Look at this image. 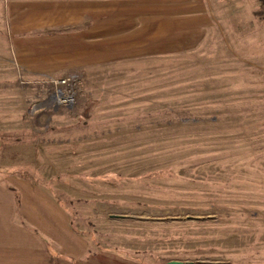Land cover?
I'll list each match as a JSON object with an SVG mask.
<instances>
[{"label": "rangeland", "instance_id": "rangeland-1", "mask_svg": "<svg viewBox=\"0 0 264 264\" xmlns=\"http://www.w3.org/2000/svg\"><path fill=\"white\" fill-rule=\"evenodd\" d=\"M243 2V32L192 48L103 37L101 62L56 75L0 56V182L47 189L100 264H264V20Z\"/></svg>", "mask_w": 264, "mask_h": 264}, {"label": "crops", "instance_id": "crops-1", "mask_svg": "<svg viewBox=\"0 0 264 264\" xmlns=\"http://www.w3.org/2000/svg\"><path fill=\"white\" fill-rule=\"evenodd\" d=\"M10 2L0 13L7 36L0 40V56L16 74L21 68L28 75L69 73L101 62L103 37L113 48L131 49V56L135 49L148 55L150 44L161 51L196 47L231 26L243 32L238 20L247 12L243 0ZM258 8L257 0L253 15ZM93 262L102 263L101 257L90 252L83 230L47 189L20 177L0 182V264Z\"/></svg>", "mask_w": 264, "mask_h": 264}, {"label": "built area", "instance_id": "built-area-1", "mask_svg": "<svg viewBox=\"0 0 264 264\" xmlns=\"http://www.w3.org/2000/svg\"><path fill=\"white\" fill-rule=\"evenodd\" d=\"M61 82H65L64 80H61ZM57 94H54V98L59 102V103H64V104H70L72 102V96L70 94H66L63 96V93L61 91H57Z\"/></svg>", "mask_w": 264, "mask_h": 264}, {"label": "trees", "instance_id": "trees-1", "mask_svg": "<svg viewBox=\"0 0 264 264\" xmlns=\"http://www.w3.org/2000/svg\"><path fill=\"white\" fill-rule=\"evenodd\" d=\"M259 2V9L256 12L264 20V0H258Z\"/></svg>", "mask_w": 264, "mask_h": 264}, {"label": "water", "instance_id": "water-1", "mask_svg": "<svg viewBox=\"0 0 264 264\" xmlns=\"http://www.w3.org/2000/svg\"><path fill=\"white\" fill-rule=\"evenodd\" d=\"M170 263H174V264H181V261H171Z\"/></svg>", "mask_w": 264, "mask_h": 264}]
</instances>
